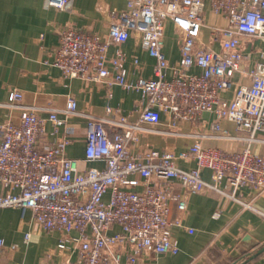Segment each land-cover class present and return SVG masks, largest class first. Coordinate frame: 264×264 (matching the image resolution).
Here are the masks:
<instances>
[{
  "label": "built area",
  "instance_id": "2783aa9c",
  "mask_svg": "<svg viewBox=\"0 0 264 264\" xmlns=\"http://www.w3.org/2000/svg\"><path fill=\"white\" fill-rule=\"evenodd\" d=\"M45 5L74 11L73 0ZM167 19L181 36V57L173 63L164 52ZM132 37L156 60L150 77L129 79L127 52L108 54L110 45ZM257 39L264 41V0H128L104 34L63 25L53 59L63 77L139 92V121L117 119L112 107L113 118L80 112L72 96L64 109L26 105L23 93L12 89L6 105L20 115L0 121V208L30 210L38 228L59 232L49 254L60 255L61 264H137L144 255L179 252L173 227L184 226L191 194L216 191L251 206L242 191L264 192V154L253 147L264 132V48L254 45ZM132 62L141 65L138 57ZM206 112L216 119L210 131L196 134L233 137L244 146L231 151L201 139L180 151L141 145L148 129L142 123L153 129L165 114L174 129ZM75 114L87 116L82 159L67 156L72 140L58 135ZM224 119L246 133L231 135ZM49 122L53 139L46 141ZM180 159L195 165L184 168ZM94 161L102 165L81 164ZM176 182L183 193L175 191ZM18 248L0 238V254Z\"/></svg>",
  "mask_w": 264,
  "mask_h": 264
},
{
  "label": "crops",
  "instance_id": "0c3cea01",
  "mask_svg": "<svg viewBox=\"0 0 264 264\" xmlns=\"http://www.w3.org/2000/svg\"><path fill=\"white\" fill-rule=\"evenodd\" d=\"M128 0H73L74 11L68 12L48 7L45 0H0V121L19 119L20 110L6 105L12 89L23 93L26 105H52L64 109L69 97H75L78 110L99 117L113 118L107 110L112 107L119 119L126 116L129 121H139L138 110L140 93L127 90L115 84L104 87L81 78H65L59 67L53 64L55 49L59 44V30L63 25L71 24L91 33L104 34L109 24L117 19L127 7ZM164 52L169 62L181 57V36L173 22L167 19L164 31ZM254 45L264 48V41L257 39ZM121 48L128 54L127 68L129 79L138 76L150 77L153 74L155 58L138 43L135 37L123 43L110 45L108 54L113 55ZM133 57H138L141 65L135 67ZM252 63H250L251 65ZM233 95V89L227 97ZM216 119L215 114L206 112L194 122H186L171 129L169 120H162L153 129L142 123L147 131L141 134V145L159 150L180 151L201 139L204 145L221 146L228 150H239L244 143L237 138L222 136L202 137L196 132L210 131L209 124ZM87 116L75 114L60 127L58 135L67 134L72 142L66 148V154L82 159L86 147ZM222 126L235 135L246 132L238 129L230 120H222ZM46 141L53 135L52 123H48ZM253 147L264 154V132L257 134ZM82 166L102 163L81 162ZM184 168L195 165L194 161L179 160ZM205 179L211 172L203 171ZM175 191L183 193L180 183H175ZM243 199L252 205L243 204L216 191L193 193L189 197L188 210L184 215V226H174V236L180 250L176 254L152 253L144 255L137 264H230L245 253L264 244V192L252 197L246 189ZM177 215V200L171 204L170 219ZM193 229V232H190ZM32 233L29 242L24 241L26 232ZM0 238L8 244L18 243L15 251L0 254V264H61L57 253L49 254L57 247L60 233L47 232L37 227L30 210L0 208ZM246 264H264V252Z\"/></svg>",
  "mask_w": 264,
  "mask_h": 264
},
{
  "label": "water",
  "instance_id": "95a60500",
  "mask_svg": "<svg viewBox=\"0 0 264 264\" xmlns=\"http://www.w3.org/2000/svg\"><path fill=\"white\" fill-rule=\"evenodd\" d=\"M263 252H264V244L260 245L256 249H253V250L245 253L244 255H242V257H240V259H237L236 261H234L230 264H246Z\"/></svg>",
  "mask_w": 264,
  "mask_h": 264
}]
</instances>
